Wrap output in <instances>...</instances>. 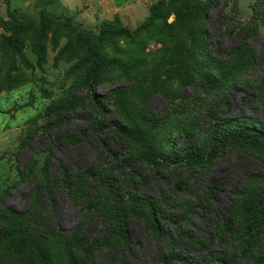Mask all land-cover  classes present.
I'll return each instance as SVG.
<instances>
[{"label": "rangeland", "instance_id": "obj_1", "mask_svg": "<svg viewBox=\"0 0 264 264\" xmlns=\"http://www.w3.org/2000/svg\"><path fill=\"white\" fill-rule=\"evenodd\" d=\"M207 2L0 0V230L30 227L44 240L48 264H72L65 243L73 234L95 248L83 264H163L170 241L151 238L142 222L131 219L128 238L117 241L107 218L83 221L82 210L99 195L93 174L109 168L117 154L126 163L117 168L120 192L135 188L156 198L166 194L177 207L190 203L185 226L210 238L209 251L226 252L215 224L227 215L232 191L250 175L264 173V145L232 140L241 131L231 123L264 124V12H253L257 0H217L204 19ZM42 12L78 30H129L128 37L97 45L101 67L93 98L85 87L90 62L83 41L54 21L43 35L20 25L22 20L39 28ZM255 25L258 35L247 40L245 51L224 63L227 67L212 68L220 57L216 48L228 52ZM210 74L224 79L210 82ZM101 117L104 132L97 128ZM215 124L222 125L217 135ZM136 128L161 159L185 166L196 149L199 163L192 171L148 168L141 158L144 147L124 133ZM69 135L78 141L57 143V136ZM215 136L221 148L232 142L234 149L221 154L206 177L204 160ZM80 168L90 171L83 198L71 190ZM209 182L220 187L215 202L206 195ZM24 213L17 223L4 219ZM74 243L72 254L81 264L78 240ZM226 254L227 264H254ZM218 258L209 264H223ZM0 264L43 263L0 237Z\"/></svg>", "mask_w": 264, "mask_h": 264}, {"label": "trees", "instance_id": "obj_2", "mask_svg": "<svg viewBox=\"0 0 264 264\" xmlns=\"http://www.w3.org/2000/svg\"><path fill=\"white\" fill-rule=\"evenodd\" d=\"M217 0H208L207 5L202 6L204 12V19H207L208 12L212 4ZM262 7V9H261ZM264 8V0H257L252 8L253 12L261 13ZM259 14V15H261ZM256 20V19H255ZM56 22L59 25H65L69 27L73 33L83 41L86 57L90 62V67L86 75L85 87L87 88L91 98L94 97L93 92L97 85V75L101 67V57L98 54L96 47L99 44H111L117 39L130 36V32L127 29L117 30H104L100 33H95L87 30H78L72 24L62 22L59 18L53 17L46 12H42L40 16L39 28L33 26L32 23L20 20V25H24L30 29H38L40 34H45L50 22ZM264 22V21H262ZM257 26H253L248 31L244 29L246 33L244 38H241L240 43L224 53L220 48H216V53H219V58H214L212 68L226 66L224 63L230 65L235 58L239 57L242 51H245L247 46V40L252 36H257ZM13 48H16L15 42H10ZM250 53L249 51H246ZM227 67V66H226ZM211 75L206 77L210 82H219L224 79V76L219 75L217 79ZM92 106L100 114L99 108L92 100ZM249 119V118H247ZM240 120L234 119L232 123L233 129H239L238 136H234L232 140L242 139L258 144L264 145V124L261 122H255L257 126L248 127L242 126ZM97 128L104 132L106 126L103 124V117L97 122ZM222 125H214V134L220 133ZM129 138L142 145V162L151 169H157L164 172L174 171L176 169L192 171L196 164L199 163L197 152L193 149L187 156L186 165L178 166V162H171L163 160L157 155L156 150L150 144L146 145V137L144 132L139 129H133L124 132ZM81 135L86 137V132ZM77 135H69L68 137H56V141L59 145H64L66 142L78 141ZM213 144L210 147L207 160L203 170L204 175L209 177L211 168L215 163V160L224 156L227 151L232 150L233 143L228 142L226 148L220 147V141L218 136L214 137ZM126 163L123 160L117 158V154L113 155V161H111L109 168H104L96 171L93 174V179L97 184L96 187L99 191L98 199L95 204L90 202L82 210L83 221L87 222L88 217L99 216L101 220L107 218L109 220L110 234L112 240L124 241L128 238V224L131 219L142 222L147 234L157 241H163L167 243L170 241L169 247L171 250L164 255L162 261L163 264L179 263V264H209L213 257L219 255L216 259L223 264H227L228 256L232 255L234 258H251L254 264H264V255H259L264 251V173L252 174L248 177L245 185L242 188H236L232 191L234 197L231 199L230 207L227 210V215L219 219L215 224V234L221 237V243L225 244L226 252H211L209 251L210 238L206 236L199 237L193 228L185 226L186 217L189 211L192 212V205L190 203L183 202L182 206L177 207L176 204H169V199L166 194H161L160 197H153L149 194H140L133 189H126L123 193L120 192L121 187L117 180V168H124ZM121 168V169H122ZM73 177V183L71 190L75 193V196L80 195L81 198L85 196V190L83 184L88 181L90 171L83 172ZM141 176V175H139ZM120 188V189H118ZM50 193V186L46 187ZM220 189L215 182L208 183L207 197L214 202L217 201L215 191ZM81 205V203H80ZM183 213L180 214L181 209ZM96 211L97 214L93 213ZM219 212V211H218ZM12 214H15L11 211ZM217 213V211H216ZM24 214H20L17 217L8 216L5 217L7 221L17 223L19 219H22ZM221 221L222 223H219ZM25 224V223H24ZM83 225V224H82ZM193 225V224H186ZM171 229V230H170ZM175 230L176 236L172 233ZM0 237L7 238L9 241L15 244L17 251L30 250L32 253H36L37 257L43 264H48V254L44 250L42 240L30 227L25 226L22 228H16L8 230L6 228L0 230ZM179 238V240H178ZM75 239L78 240V250L82 256V263L85 258L92 259L95 248L90 249L81 239H78L75 234L69 239L65 245L69 257L72 260V264H78L75 256L72 254L71 243L75 246ZM46 241V240H45ZM230 241V242H229ZM188 242V243H187ZM168 245V244H167ZM258 254H257V253Z\"/></svg>", "mask_w": 264, "mask_h": 264}, {"label": "crops", "instance_id": "obj_3", "mask_svg": "<svg viewBox=\"0 0 264 264\" xmlns=\"http://www.w3.org/2000/svg\"><path fill=\"white\" fill-rule=\"evenodd\" d=\"M118 2H119V4L121 3V0H117ZM133 0H126V6L129 4V3H131Z\"/></svg>", "mask_w": 264, "mask_h": 264}]
</instances>
